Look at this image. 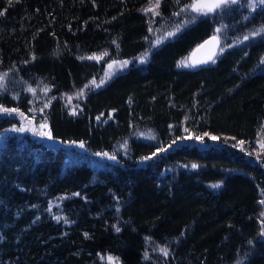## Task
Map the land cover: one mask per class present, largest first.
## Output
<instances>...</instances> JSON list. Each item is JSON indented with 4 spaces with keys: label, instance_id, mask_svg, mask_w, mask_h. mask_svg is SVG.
Here are the masks:
<instances>
[{
    "label": "trees",
    "instance_id": "16d2710c",
    "mask_svg": "<svg viewBox=\"0 0 264 264\" xmlns=\"http://www.w3.org/2000/svg\"><path fill=\"white\" fill-rule=\"evenodd\" d=\"M192 2L0 0V264H264V4Z\"/></svg>",
    "mask_w": 264,
    "mask_h": 264
},
{
    "label": "snow or ice",
    "instance_id": "6c2138e0",
    "mask_svg": "<svg viewBox=\"0 0 264 264\" xmlns=\"http://www.w3.org/2000/svg\"><path fill=\"white\" fill-rule=\"evenodd\" d=\"M9 2H11V0H9ZM237 2V0H193V2L191 4H188L186 5V9H191L192 11L194 12H197V13H204V14H207V13H211L219 8H221L222 6H226L228 4H235ZM260 4H264V0H259ZM159 3H160V0H156V3L154 5H152L151 7L145 9L144 11H152L153 13H155V10L159 7ZM256 6V0H251V3L249 4V7H252V8H255ZM185 10V9H182V11ZM2 14V13H0ZM261 33H264V28H261L258 32H252L251 35L252 36H257V35H260ZM168 35H173V33H168ZM216 38L213 37V40H215ZM245 40L249 39V36H245L244 37ZM157 43L160 42V40L158 39L156 41ZM206 43H209V42H206ZM203 47V46H201ZM103 55H106V53H104ZM102 57H97V56H90L88 57V59H100ZM144 57H141V60H143ZM208 59H212V55H209L208 56ZM198 62H202V61H198ZM117 64V61H113L112 63H110L108 65V68L109 69H112L114 65ZM127 64V61H124V62H121L120 63V67H123L124 65ZM4 75L6 74H0V81H3L4 79ZM106 77L109 75L108 73L105 74ZM105 82L104 79H101L100 80V84H103ZM92 85H95L96 87H99V84H96V81L93 80L90 82ZM17 111L16 109H7V108H2L0 107V112H15ZM97 119H99V117H97ZM47 126L45 124H41L40 125V129L41 131H39V135L41 136H47L48 138H52L51 136V131L48 130V131H44L43 129H45ZM16 131H20V132H23L25 131V129L23 127L21 128H18V129H15ZM207 135V134H206ZM196 139H202V137H196ZM213 140L215 139H218L217 137H212ZM175 143V141L173 142ZM241 144H243V141L240 142ZM81 146H83V144H81ZM262 147H264V144H262ZM160 151H164V149H159ZM104 155H107L106 153ZM153 155H155V153H153ZM115 157H113L114 159ZM144 159H148V157H144ZM193 168L197 167V165L193 164L192 165ZM213 187H216V185H213ZM262 203H264V201H262ZM264 215V214H262ZM57 219H59V217H57ZM67 222V221H65ZM117 231H119V229H117ZM262 234H264V231H262ZM108 259L110 261H113L114 258L112 257H108Z\"/></svg>",
    "mask_w": 264,
    "mask_h": 264
},
{
    "label": "water",
    "instance_id": "95a60500",
    "mask_svg": "<svg viewBox=\"0 0 264 264\" xmlns=\"http://www.w3.org/2000/svg\"><path fill=\"white\" fill-rule=\"evenodd\" d=\"M213 37H215L216 39L213 40ZM219 44L220 37L216 33L206 35V37H204L199 43H197L193 47L192 51L188 54L189 62L191 64H203L212 60L219 49ZM209 55H212V59L210 60L208 59Z\"/></svg>",
    "mask_w": 264,
    "mask_h": 264
},
{
    "label": "rangeland",
    "instance_id": "374dc122",
    "mask_svg": "<svg viewBox=\"0 0 264 264\" xmlns=\"http://www.w3.org/2000/svg\"><path fill=\"white\" fill-rule=\"evenodd\" d=\"M114 61H117V64L114 65L112 69H109V68H108V65H109L110 63H112L113 61L107 62L108 65H107L106 70H105V72H104L105 74L108 73L110 76H112L113 73H115V71H119V70H123V69H124L123 67H125V65H124L123 67H120V63H121V62H124L125 60H118V59H115ZM122 68H123V69H122ZM116 69H117V70H116ZM108 77H109V76H108ZM3 80H4V79H3ZM0 82H2V81H0ZM41 124H45V125L47 126L45 129H43L44 131H48V130H49V129H48V124H47L46 122H40L39 125H38V128H39V129H40V125H41ZM40 131H41V129H40Z\"/></svg>",
    "mask_w": 264,
    "mask_h": 264
}]
</instances>
